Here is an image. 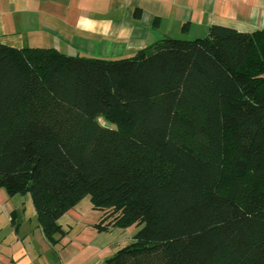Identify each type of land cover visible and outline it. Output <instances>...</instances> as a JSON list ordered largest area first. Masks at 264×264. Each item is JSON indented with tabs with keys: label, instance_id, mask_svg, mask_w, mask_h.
Returning <instances> with one entry per match:
<instances>
[{
	"label": "trees",
	"instance_id": "1",
	"mask_svg": "<svg viewBox=\"0 0 264 264\" xmlns=\"http://www.w3.org/2000/svg\"><path fill=\"white\" fill-rule=\"evenodd\" d=\"M50 242L84 197L102 264H264V29L211 25L104 59L0 42V189Z\"/></svg>",
	"mask_w": 264,
	"mask_h": 264
},
{
	"label": "crops",
	"instance_id": "2",
	"mask_svg": "<svg viewBox=\"0 0 264 264\" xmlns=\"http://www.w3.org/2000/svg\"><path fill=\"white\" fill-rule=\"evenodd\" d=\"M211 25L264 29V0H0L1 43L86 57H131L165 37H204ZM101 216L84 197L50 242L30 196L1 188L0 264H101L133 236L127 228L98 231Z\"/></svg>",
	"mask_w": 264,
	"mask_h": 264
},
{
	"label": "rangeland",
	"instance_id": "3",
	"mask_svg": "<svg viewBox=\"0 0 264 264\" xmlns=\"http://www.w3.org/2000/svg\"><path fill=\"white\" fill-rule=\"evenodd\" d=\"M177 38H179V37H177ZM180 39H183V38H180ZM139 229H140V226L132 225V226L127 228L126 233H130V235H134V233H136ZM128 243H129V241L124 242L122 244H119L116 248H114L113 252L109 255V257L112 256L119 248L123 247L124 245H126Z\"/></svg>",
	"mask_w": 264,
	"mask_h": 264
}]
</instances>
